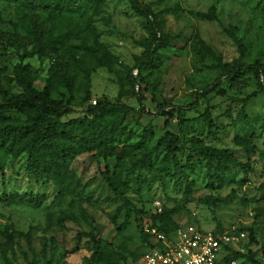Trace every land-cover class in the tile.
<instances>
[{
  "label": "rangeland",
  "instance_id": "obj_1",
  "mask_svg": "<svg viewBox=\"0 0 264 264\" xmlns=\"http://www.w3.org/2000/svg\"><path fill=\"white\" fill-rule=\"evenodd\" d=\"M140 1L174 39L157 45L152 63L136 74L134 57L142 53L136 42L147 35L146 19L127 0H0V85L9 94L28 96L14 76L22 63L37 89L48 85L51 99L70 110L62 122L82 118L94 101L115 102L120 87L121 101L134 109L119 123L117 153L107 159L128 208L100 177L103 161L91 153L73 159L71 181L57 183L39 178L26 154L0 152V264H90L92 243L84 233L91 230L103 249L94 264H139L133 257L143 250L141 233L154 228L151 223L244 232L239 263L264 264V94L251 96L259 90L252 77L241 93L230 92L224 81L201 94L219 74V61L239 57L227 33L231 27L246 48L243 61L264 63V0ZM210 8L214 19L198 16ZM36 31L44 48L28 55ZM130 71L141 108L137 85L126 80ZM196 92L197 109L167 119L168 130L181 139L173 158L166 150L164 117L154 108H186ZM22 119L8 111L0 121ZM205 146L226 149L234 161L193 152ZM229 195L226 203L200 201ZM158 207L167 215L156 216Z\"/></svg>",
  "mask_w": 264,
  "mask_h": 264
},
{
  "label": "trees",
  "instance_id": "obj_2",
  "mask_svg": "<svg viewBox=\"0 0 264 264\" xmlns=\"http://www.w3.org/2000/svg\"><path fill=\"white\" fill-rule=\"evenodd\" d=\"M45 2V0H41ZM129 7L138 15L146 19L145 28L147 35L140 38L136 43L142 48V53L134 57V67L137 70L136 74L148 64H151L154 58V53L157 45L166 44L173 36L163 32L158 25L156 16L149 4L140 0H127ZM198 16L207 20L215 18L213 8L207 12L198 13ZM1 23V18H0ZM233 42L236 44L239 51V57L231 63L219 61V74L216 78L205 87L202 93H209L220 86L224 81L228 84L230 92L241 93L249 87V81L252 77L259 90L252 92L251 96L264 94V63L255 60L247 63L243 61L246 55V48L242 39L237 36L236 27H231L227 31ZM42 33L36 31L34 33V44L28 51V55L40 52L45 45ZM14 76L18 83L28 92V96L19 97L9 94L7 89L0 85V118L8 111H15L23 116L24 119L17 121H0V152L7 154L19 155L26 154L31 170L38 175L39 178L47 176L57 183L71 181L73 171L70 170V164L73 159L82 153H91V157L99 161L102 159L103 167L99 169L100 177L104 180L107 187L113 194L120 198L125 208H128L129 201L126 197V191L117 182L115 176L110 172L108 158L115 156L118 147L113 144L115 135H117V127L122 121L127 112L134 111L133 108L125 105L121 98L125 96L124 92L119 89L115 102L99 101L93 105H88L85 110V115L80 119H75L71 124L60 121L61 117L66 116L70 110L63 108L59 102L52 100L50 97V88L45 85L41 90L37 89L27 73V66L18 63L14 67ZM263 79V83L261 80ZM126 80L134 88L137 85V90L134 91V96L137 102L142 107V97L139 93L138 81L132 74L128 72ZM199 93H195L192 102L186 108L166 104L164 106L157 105L154 108V114L164 117L165 135L168 138L166 145L167 154L175 157L180 152L181 139L168 130V118L175 111L195 110L199 107L197 97ZM87 99V97L85 98ZM171 106V110L167 107ZM208 129L212 127V118L209 112H206ZM210 130H208V133ZM130 148V146H128ZM122 149H126L123 145ZM199 156L209 159L229 160L234 161L233 155L224 148L216 147H199L193 150ZM0 172L3 176V171L0 166ZM71 177V178H69ZM264 186V184H263ZM63 194V187L61 188ZM230 197L223 198H204L200 201L203 204L213 205L216 203H226ZM3 199V198H2ZM185 205L179 206L172 211H179ZM167 211L159 212L156 216L159 218L167 215ZM158 232L165 236L171 234L178 226L171 227L161 226L156 223H151ZM10 229L6 227V231ZM142 232V231H141ZM84 236L89 238L92 243V253L90 256V264L100 260L102 253V245L100 240L93 234V231L84 233ZM146 235L141 233V241H146ZM80 241V235L76 236V242ZM141 254V252H140ZM140 254L133 257L134 261H138ZM239 251L233 252V258L241 257ZM252 264H260L256 260L251 261ZM240 264V263H239Z\"/></svg>",
  "mask_w": 264,
  "mask_h": 264
},
{
  "label": "built area",
  "instance_id": "obj_3",
  "mask_svg": "<svg viewBox=\"0 0 264 264\" xmlns=\"http://www.w3.org/2000/svg\"><path fill=\"white\" fill-rule=\"evenodd\" d=\"M143 233L147 238L142 242L139 264H239L231 256L243 250L239 243L247 237L244 232L213 233L179 227L168 236L150 227Z\"/></svg>",
  "mask_w": 264,
  "mask_h": 264
}]
</instances>
